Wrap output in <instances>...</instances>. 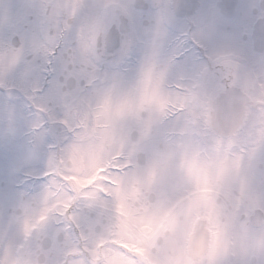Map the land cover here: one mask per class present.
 <instances>
[{
    "label": "clouds",
    "instance_id": "obj_1",
    "mask_svg": "<svg viewBox=\"0 0 264 264\" xmlns=\"http://www.w3.org/2000/svg\"><path fill=\"white\" fill-rule=\"evenodd\" d=\"M0 20L3 264H264V0Z\"/></svg>",
    "mask_w": 264,
    "mask_h": 264
},
{
    "label": "snow or ice",
    "instance_id": "obj_2",
    "mask_svg": "<svg viewBox=\"0 0 264 264\" xmlns=\"http://www.w3.org/2000/svg\"><path fill=\"white\" fill-rule=\"evenodd\" d=\"M4 23L3 20H0V25ZM8 28L11 32V38L13 42L15 41L16 37H23L25 35V22L22 19H11L7 21ZM29 31L35 32V29H29ZM3 46V42H0V47ZM53 55H55V52H53ZM18 59V52L12 51L8 53V62L9 66H14L17 63ZM49 63H51V60H49ZM47 71V69H45ZM0 264H3L2 261H0Z\"/></svg>",
    "mask_w": 264,
    "mask_h": 264
}]
</instances>
